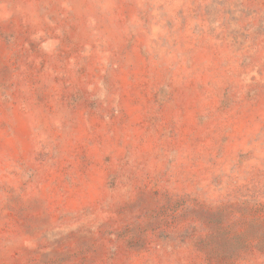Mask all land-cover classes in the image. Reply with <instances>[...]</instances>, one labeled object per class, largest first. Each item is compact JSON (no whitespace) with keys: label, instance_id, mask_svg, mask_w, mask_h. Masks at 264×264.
Returning a JSON list of instances; mask_svg holds the SVG:
<instances>
[{"label":"rangeland","instance_id":"rangeland-1","mask_svg":"<svg viewBox=\"0 0 264 264\" xmlns=\"http://www.w3.org/2000/svg\"><path fill=\"white\" fill-rule=\"evenodd\" d=\"M0 264H264V0H0Z\"/></svg>","mask_w":264,"mask_h":264}]
</instances>
